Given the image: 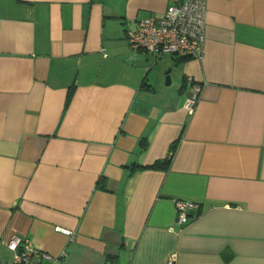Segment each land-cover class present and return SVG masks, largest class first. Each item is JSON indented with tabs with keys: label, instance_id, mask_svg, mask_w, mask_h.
Masks as SVG:
<instances>
[{
	"label": "crops",
	"instance_id": "0c3cea01",
	"mask_svg": "<svg viewBox=\"0 0 264 264\" xmlns=\"http://www.w3.org/2000/svg\"><path fill=\"white\" fill-rule=\"evenodd\" d=\"M173 1L0 0L1 261L264 264V0H206L201 59L131 49Z\"/></svg>",
	"mask_w": 264,
	"mask_h": 264
},
{
	"label": "built area",
	"instance_id": "2783aa9c",
	"mask_svg": "<svg viewBox=\"0 0 264 264\" xmlns=\"http://www.w3.org/2000/svg\"><path fill=\"white\" fill-rule=\"evenodd\" d=\"M205 5L206 0H174L160 17L148 16L138 21L135 29H129L126 37L133 50L150 54L154 59L164 54H173L181 58L201 59L205 41ZM190 94L186 96L184 107L192 113L200 92V87L191 83ZM177 213L176 223L185 225L199 205L194 201L174 200ZM54 230L73 237V232L60 225ZM7 247L13 252L11 262L0 260V264H40L44 260L55 258L37 247L28 238L13 237ZM168 264H174L171 257Z\"/></svg>",
	"mask_w": 264,
	"mask_h": 264
},
{
	"label": "trees",
	"instance_id": "16d2710c",
	"mask_svg": "<svg viewBox=\"0 0 264 264\" xmlns=\"http://www.w3.org/2000/svg\"><path fill=\"white\" fill-rule=\"evenodd\" d=\"M163 165H166V161L165 162H160V161L156 162L154 165H152V167L153 168H161Z\"/></svg>",
	"mask_w": 264,
	"mask_h": 264
},
{
	"label": "water",
	"instance_id": "95a60500",
	"mask_svg": "<svg viewBox=\"0 0 264 264\" xmlns=\"http://www.w3.org/2000/svg\"><path fill=\"white\" fill-rule=\"evenodd\" d=\"M165 82H166V84L170 83V77L168 75L166 76V81Z\"/></svg>",
	"mask_w": 264,
	"mask_h": 264
},
{
	"label": "rangeland",
	"instance_id": "374dc122",
	"mask_svg": "<svg viewBox=\"0 0 264 264\" xmlns=\"http://www.w3.org/2000/svg\"><path fill=\"white\" fill-rule=\"evenodd\" d=\"M168 76H170V74H168ZM170 86V85H169Z\"/></svg>",
	"mask_w": 264,
	"mask_h": 264
}]
</instances>
